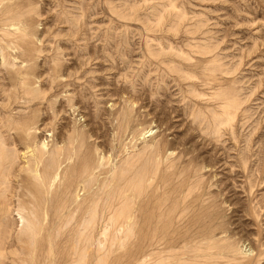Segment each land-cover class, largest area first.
<instances>
[{
	"label": "rangeland",
	"instance_id": "rangeland-1",
	"mask_svg": "<svg viewBox=\"0 0 264 264\" xmlns=\"http://www.w3.org/2000/svg\"><path fill=\"white\" fill-rule=\"evenodd\" d=\"M3 8L16 22L26 19L30 34L24 50L7 46L0 19V201L12 203L3 262L156 264L139 258L131 230L117 220L130 191L126 180L113 181L154 140L165 145L160 155L142 157L133 170L147 164L156 196L184 205L185 219L208 222L194 227L204 236L189 254L199 253V264H264V0H0ZM29 122L37 129L26 142L19 127ZM43 141L37 164L25 146L41 150ZM81 160L93 168L86 179L78 177ZM47 169L58 172H45L52 185L45 190L39 179ZM26 189L23 214L41 232L36 238L16 222ZM48 238L53 253L41 251ZM3 239L0 226V246ZM227 242L233 248L220 253ZM178 247L164 250L165 262Z\"/></svg>",
	"mask_w": 264,
	"mask_h": 264
},
{
	"label": "bare ground",
	"instance_id": "bare-ground-1",
	"mask_svg": "<svg viewBox=\"0 0 264 264\" xmlns=\"http://www.w3.org/2000/svg\"><path fill=\"white\" fill-rule=\"evenodd\" d=\"M12 6V5H11ZM16 8V7H15ZM17 10V9H16ZM15 10V11H16ZM14 13H16V12H14ZM25 17V16H24ZM20 18V17H19ZM0 19L1 20H4V22H5V25L7 26L6 28H4V32L6 33V35L7 36H9L10 38H9V40H7V41H5V44L7 45V46H11V47H14V45H20L23 49L22 50H24V44H20V42H22V43H24V40H25V38L28 36V35H30L29 34V31H28V23H26L27 21H24V20H26V19H24V20H19V21H14V19H13V17L12 16H10V11L9 10H6L5 8H3L2 9V11L0 12ZM9 27V28H8ZM31 28V27H30ZM30 33H33V32H30ZM32 35V34H31ZM28 41V40H27ZM4 44V45H5ZM14 44V45H13ZM9 48V47H8ZM26 50H28V49H26ZM26 52V51H25ZM28 52V51H27ZM26 52V53H27ZM23 51L22 52H20V53H16L17 55H15V57H22L21 55H23ZM15 54V53H14ZM25 54V53H24ZM26 55V54H25ZM2 59H5V56L4 55H2ZM29 74V73H28ZM25 79V78H24ZM26 80V79H25ZM25 82V81H24ZM26 84V83H25ZM227 89V88H226ZM224 91H225V89H224ZM223 91V92H224ZM27 93H28V91H27ZM224 93H227V92H224ZM221 94H223V93H221ZM227 94H229V93H227ZM221 96H224V97H226L225 95H221ZM223 97V98H224ZM228 98H230V97H228ZM227 98V99H228ZM233 98V96H231V99ZM219 100H221V98H219ZM223 100V99H222ZM230 100V99H229ZM225 101V100H224ZM7 102V101H6ZM217 102H218V100H217ZM223 102V101H222ZM246 102V101H245ZM224 103V102H223ZM217 104V103H216ZM241 105V104H240ZM219 107V106H218ZM241 107V106H240ZM236 109V108H235ZM238 109V108H237ZM221 111H223V110H221ZM245 112V111H244ZM236 114V113H235ZM236 117H237V115H236ZM119 120V119H118ZM211 120V119H210ZM120 122V121H119ZM132 123H134V122H132V119H131V116H130V113L129 114H125V116H124V121H123V124L124 125H126V129L127 128H129L130 126H131V124ZM222 123H224V122H222ZM226 124V123H225ZM230 126V125H229ZM122 127H124L123 125H122ZM133 127V126H132ZM131 127V128H132ZM19 128H21V133H22V135H21V139L22 140H24L25 138H26V142H28V138H30L33 134H35V131H36V129L34 128V126H33V123H31V122H29V123H25L22 127L20 126ZM35 129V131H33ZM235 130V129H234ZM68 131V130H67ZM74 132H76L75 130H74ZM150 132V131H149ZM78 134V133H77ZM232 134V133H231ZM79 135V134H78ZM77 135V137H79V139H80V137L82 136L81 134V136H78ZM146 135V134H145ZM222 136V135H221ZM220 136V137H221ZM232 136V135H231ZM237 136V135H236ZM83 137V136H82ZM81 137V138H82ZM155 137V136H154ZM207 138V137H206ZM261 138V137H260ZM75 139H76V137H75ZM153 139V138H152ZM62 140V139H61ZM248 140V139H247ZM75 142H78V143H80L79 142V140H74ZM82 141H83V139H82ZM33 142H35L34 140H33ZM32 142V143H33ZM46 142V141H45ZM60 142H62V141H60ZM74 142V143H75ZM164 142V141H163ZM162 142V143H163ZM247 142V141H246ZM65 143H67V142H65ZM64 144V143H63ZM146 144V146L143 148V150H142V153H140L139 155H137L136 157H135V160L134 161H131L125 168H122L120 171H119V173H116L117 174V177H115V179L113 180V181H115L114 183H117L118 181L119 182H121V180H126L127 182H128V184H127V191L129 190L130 191V193L129 194H127L126 193V191L124 190L123 192H122V195H124V197L126 196V200H128L129 202H130V204H128V205H130L129 206V208L126 210V212L124 213V214H121V215H118L117 216V220H120V218H121V222L123 223V224H125L128 228H129V230H131V232H132V234H128V238H131L132 237V240L134 239L137 243H138V245H139V254H140V256H139V258L141 257V258H143V257H148V256H154V258L156 257V261H157V263L156 264H199V262H198V260H197V256H198V254L197 255H190L189 254V250H190V248H192V247H190V244L192 243V242H194L195 240H197V239H199L200 238V236L202 237V236H204L203 235V231L206 229V227H207V225H208V222H206V221H204L203 223H202V219H201V217L202 216H199L198 214H197V216H193V217H191L190 219L189 218H187V219H185V217L187 216V214L186 213H188V211L187 210H189V209H186V208H183V206H181L182 208H180L179 207V205H175L174 203H172V204H167V201L166 200H168V196L167 195H165L166 193H164L163 195H161V196H156L155 195V191L153 190V188H151L152 186H151V180L153 179V175L155 174L154 172H149V170H148V167L146 166L147 164H145L144 165V167H143V171L141 172V173H138V174H135L136 173V170L134 171L133 169L134 168H136L135 166H136V164H137V162H139L141 159H142V157H145L146 156V158H149V157H152V158H156L157 156H159L160 155V153H161V151H162V149H163V147L165 146V145H163L162 146V144L160 143V142H155L154 140H152L150 143H145ZM168 144V143H167ZM79 145V144H78ZM83 145V144H82ZM217 145H219L218 143H217ZM75 147H77V145L75 144L74 145ZM74 146H72L73 148H74ZM137 146V145H136ZM139 146V145H138ZM215 146H216V144H215ZM26 147V150H30V153H31V155H32V157H34L35 158V163L37 162V164H39V162L41 161V157H42V155H41V151H43L42 150V147H45V143H44V141L42 142V145H41V150L37 147V145L36 144H28V145H26L25 146ZM179 147V146H178ZM218 147V146H217ZM65 148H67V147H65ZM214 148V147H213ZM75 149V148H74ZM77 149V148H76ZM218 149H220V148H218ZM62 150H64V149H62ZM82 150V149H81ZM74 151V150H73ZM165 151H166V149H165ZM244 151H245V149H244ZM28 151H26V153H27ZM72 152V151H71ZM70 152V153H71ZM79 152H80V150H79ZM89 152V151H88ZM21 153V152H20ZM52 153V152H51ZM55 153V152H54ZM64 153H65V151H64ZM74 153V152H73ZM79 154V153H78ZM85 154V153H84ZM239 154V153H238ZM54 155V154H53ZM87 155V154H86ZM90 155V154H89ZM242 155V154H241ZM240 155V156H241ZM69 156V155H68ZM71 156V155H70ZM80 156V155H79ZM78 156V157H79ZM237 156V155H236ZM49 157H50V155H49ZM60 157H62V156H60ZM64 157H66V156H64ZM63 157V158H64ZM81 157V156H80ZM85 157V156H84ZM89 157V156H88ZM87 157V158H88ZM239 157V156H238ZM245 157V156H244ZM253 157V156H252ZM70 158V157H69ZM72 158V157H71ZM86 158V157H85ZM85 158H84V160H85ZM240 158V157H239ZM82 159V158H81ZM236 159H238V158H236ZM244 159V158H243ZM242 159V160H243ZM53 160V162H54V165L56 166V167H59L60 166V164H61V160L59 161V159L57 160L56 158H55V156H54V158L52 159ZM64 160V159H63ZM66 160H69L68 159V157H67V159ZM88 160V162H89V160L90 159H87ZM86 160V161H87ZM77 161V160H76ZM90 162H91V160H90ZM89 162V163H90ZM162 162V161H161ZM239 162V161H238ZM89 163H87V162H85V161H82L81 160V164H80V168H79V170H80V172H79V174H78V177L79 178H81V177H85V176H88L89 174H92L91 173V169L93 170V168H91V166L89 165ZM251 163V162H250ZM76 164V163H75ZM141 164V163H140ZM140 164H139V166H140ZM249 164V163H248ZM256 164V163H255ZM62 165V164H61ZM194 165H196V163L195 164H193V166ZM243 165H244V163H243ZM93 166V165H92ZM175 166V165H174ZM192 166V167H193ZM197 166V165H196ZM245 166V165H244ZM94 167V166H93ZM170 167V166H169ZM186 167V166H185ZM13 168V167H12ZM138 168V167H137ZM136 168V169H137ZM174 168V167H173ZM189 168V167H188ZM188 168H187V172H188ZM195 168V167H194ZM193 168V169H194ZM206 168V167H205ZM55 169V168H54ZM66 169V168H65ZM181 169V168H180ZM112 170V169H111ZM166 170H167V168H166ZM183 170V169H182ZM57 171V170H56ZM56 171H51V170H49V169H47V170H44V175H42V173H41V175H40V182L41 183H44V185H43V187H44V189L46 190L47 188H48V186L50 185L49 183H47L46 182V180H45V172H46V174L48 173L49 174V176L50 177H54L53 175H54V172H56ZM126 171H128L129 172V174H124V172H126ZM163 171H164V168H163ZM257 171V170H256ZM39 172V171H38ZM58 172V171H57ZM78 172V171H77ZM168 172V171H167ZM179 171H177V173H178ZM182 172V171H181ZM180 172V173H181ZM199 172H200V170H199ZM198 172V173H199ZM14 173V172H13ZM163 173V172H162ZM179 173V174H180ZM190 173V172H189ZM193 173V172H192ZM12 174V173H11ZM40 174V173H39ZM197 174V173H196ZM200 174V173H199ZM199 174H197V175H199ZM15 175V174H14ZM74 175V174H73ZM158 175V174H157ZM126 176V177H125ZM177 176V175H176ZM175 176V177H176ZM182 176H183V174H182ZM215 176V175H214ZM213 176V177H214ZM257 176V175H256ZM55 177H58V174H56L55 175ZM69 177V176H68ZM125 177V178H124ZM158 177V176H157ZM191 177V176H190ZM194 177V176H193ZM87 178H89V177H87ZM169 178V177H168ZM167 178V179H168ZM197 178V177H196ZM195 178V179H196ZM256 178V177H255ZM55 179V178H54ZM85 179H86V177H85ZM182 179H183V177H182ZM194 179V180H195ZM76 180V182H77V180H78V178L77 179H75ZM193 180V181H194ZM198 180H200V179H198ZM256 180V179H255ZM254 180V181H255ZM50 181H55V180H51L50 179ZM176 181H177V179H176ZM192 181V182H193ZM168 182V181H167ZM170 182V181H169ZM175 182V181H174ZM173 182V183H174ZM178 182V181H177ZM200 182V181H199ZM119 184V183H118ZM124 184V183H123ZM160 184H161V182H160ZM180 184V183H179ZM192 184V183H191ZM200 184V183H199ZM13 185V184H12ZM117 185V184H116ZM120 185H121V183H120ZM120 185H118V187L120 186ZM159 185V184H158ZM164 185V184H163ZM162 185V186H163ZM173 185V184H172ZM14 186V185H13ZM50 186H52V185H50ZM166 186V185H165ZM187 186V185H186ZM191 186V185H190ZM189 186V187H190ZM16 187V186H15ZM113 187H115V184H114V186ZM172 187V186H171ZM181 187V186H180ZM256 187V186H255ZM14 188V187H13ZM157 188H159V186L157 187ZM177 188V187H176ZM12 189V188H11ZM161 189V188H160ZM169 189V188H168ZM178 189V188H177ZM26 190H28V189H26ZM32 190V189H31ZM115 190V189H114ZM113 190V191H114ZM117 190V189H116ZM171 190V189H170ZM176 190V189H175ZM174 190V191H175ZM197 190V189H196ZM112 191V192H113ZM161 191V190H160ZM159 191V192H160ZM177 191V190H176ZM184 191V190H183ZM16 192V191H15ZM29 190H28V192L26 193V191H25V193L24 192H21L19 195H18V208H17V211H18V218H17V220H16V222H17V224H20V229H26V230H28L29 232H30V234L32 235V237H34L35 235H40V231H35L36 229H34V227H32L31 226V223L28 221V220H30L28 217H26L27 215H24L23 214V212H25L24 210L27 208V206H26V204H28V200H29V198L31 197V196H28V194H29ZM40 192V191H39ZM43 191H41L40 193H42ZM74 192V191H73ZM111 192V191H110ZM12 193H14V191L12 192ZM18 193V192H17ZM33 193V192H32ZM31 193V194H32ZM47 193V192H46ZM60 193V192H59ZM67 193V192H66ZM167 193H168V191H167ZM175 193V192H174ZM173 192H172V194H174ZM178 193V192H177ZM184 193V192H183ZM195 193V192H194ZM70 194H71V191H70ZM160 194H161V192H160ZM9 196L10 195H12V194H8ZM35 194H32V196H34ZM45 195V194H44ZM47 195V194H46ZM68 195V194H67ZM67 195L65 196V197H67ZM72 195V194H71ZM116 195V194H115ZM194 195V194H193ZM17 196V195H16ZM42 196V195H41ZM57 196V195H56ZM55 196V197H56ZM59 196V195H58ZM113 196V195H112ZM174 196V195H173ZM172 196V197H173ZM44 197V196H43ZM69 197V196H68ZM70 197H72V196H70ZM111 197V196H110ZM171 197V198H172ZM175 197V196H174ZM173 197V198H174ZM180 197V196H179ZM178 196H176V199L177 198H179ZM191 197V196H190ZM189 197V198H190ZM197 198H198V196H196ZM208 197V196H207ZM211 197V196H210ZM41 198V197H40ZM39 198V199H40ZM53 198V197H52ZM58 198H60V197H57V199ZM183 198V197H182ZM36 199V198H35ZM46 199H48V198H46ZM51 199V198H50ZM62 199V198H61ZM64 199V198H63ZM62 199V200H63ZM169 199H170V197H169ZM209 199H213V198H209ZM11 200V199H10ZM15 200V199H14ZM43 200H45L44 198L41 200L42 202H43ZM55 201L54 202H57L56 201V198L54 199ZM201 200H202V198H201ZM204 200V199H203ZM208 200V199H207ZM206 200V201H207ZM37 201V200H36ZM52 201V200H51ZM69 201V200H68ZM71 201V200H70ZM119 201V200H118ZM153 201H154V203H153ZM169 201V200H168ZM178 201V200H177ZM176 201V202H177ZM188 201V200H187ZM11 202V201H10ZM13 202V201H12ZM39 202H40V200H39ZM47 202H48V200H47ZM60 202H64V200L63 201H60ZM67 202V201H66ZM181 202V201H180ZM202 202V201H201ZM208 202H210L209 200H208ZM70 203V202H69ZM153 203V204H152ZM184 203H186V201L184 202ZM215 203V202H214ZM213 203V204H214ZM2 201H0V212L2 211V213H1V215H0V226H3L4 227V239L2 240V243H1V246H0V264H6L5 262H3V258L1 259V257H3L4 256V253L2 252L3 250H5L4 249V247H3V245L5 244V240L7 239V235L9 234V230H10V224H4L3 223V221H4V219H6L5 217H6V215L7 214H10V210H11V206L10 205H12V203H8V205L7 206H5V207H3L2 205ZM15 204V203H14ZM38 204V203H37ZM42 204H44V203H42ZM41 204V205H42ZM59 204V203H58ZM61 204V206L64 204H62V203H60ZM66 204V203H65ZM64 204V205H65ZM112 204V203H111ZM180 204V203H179ZM189 204V203H188ZM201 204V203H200ZM209 204V203H208ZM217 204V203H216ZM49 205V204H48ZM63 205V206H64ZM81 205V203H79V206ZM114 205V204H113ZM112 205V206H113ZM199 205V204H198ZM16 206V205H15ZM51 206V205H50ZM53 206H54V208H55V205L53 204ZM58 206H60V205H58ZM60 206V207H61ZM187 206H190V205H187ZM218 206V205H217ZM209 207H211V205L209 206ZM215 207V206H214ZM57 208V207H56ZM59 208V207H58ZM88 208V207H87ZM188 208V207H187ZM200 208H202V207H200ZM200 208H198V210L200 209ZM217 208V207H216ZM63 209H64V207H63ZM218 209V208H217ZM28 210V209H27ZM60 210H61V208H60ZM65 210V209H64ZM91 210V209H90ZM205 210V209H204ZM203 210V211H204ZM208 210V209H207ZM207 210H205V211H207ZM196 211V210H195ZM213 211V210H212ZM217 211V210H216ZM27 212V211H26ZM64 212V211H63ZM63 212H61V214L63 213ZM191 212V211H190ZM189 212V213H190ZM198 212V211H197ZM210 212V211H209ZM208 212V213H209ZM219 211H217V213H218ZM220 212H222V211H220ZM219 212V213H220ZM86 213V212H85ZM214 213V212H213ZM223 213V212H222ZM60 214V213H59ZM60 214V215H61ZM65 214V213H64ZM63 214V215H64ZM200 214V213H199ZM202 214H203V212H202ZM210 214V213H209ZM221 214V213H220ZM54 215H56V213L54 214L53 213V216ZM219 215V214H218ZM56 216H58V214L56 215ZM62 216V215H61ZM206 216V215H205ZM209 215H207V217H208ZM215 216V215H214ZM222 216H225V215H223L222 214ZM70 217V216H69ZM27 218H28V220H27ZM66 218V217H65ZM212 218H213V216H212ZM216 218V217H215ZM218 218H220V217H218ZM222 218V217H221ZM226 218V217H225ZM214 219V218H213ZM223 219V218H222ZM11 220V219H10ZM53 220V219H52ZM185 220V224L183 225V226H179L178 225V223H180L181 221H184ZM212 220V219H211ZM210 220V221H211ZM12 221V220H11ZM207 221H209V220H207ZM221 221H223V220H221ZM28 222V223H27ZM214 222V221H213ZM225 223L227 222V221H224ZM29 223H30V225H29ZM53 223V222H52ZM118 223H120V222H118ZM214 223H217V221L215 220V222ZM213 223V224H214ZM220 223V222H219ZM223 223V222H222ZM42 224V223H41ZM91 224V223H90ZM197 224H199L200 226H202L203 228H205L204 230H202L201 228H200V226H198V228H194ZM209 224H211V223H209ZM218 224V223H217ZM217 224H215V225H217ZM227 224V223H226ZM215 225H213V226H215ZM220 225H222L221 223H220ZM17 226V225H16ZM91 226H93V225H91ZM209 226H211V225H209ZM218 226H219V224H218ZM217 226V227H218ZM227 226V225H226ZM219 227H221V226H219ZM223 227V226H222ZM90 228V227H89ZM212 228V227H211ZM216 228V227H215ZM43 229V226L42 227H40V230H42ZM209 229V228H208ZM223 229H225L226 230V228H223ZM222 229V230H223ZM210 230V229H209ZM216 230V229H215ZM218 230H220V229H218ZM46 231H48V230H46ZM201 231V232H200ZM213 231V230H212ZM211 230H210V233L212 232ZM221 231V230H220ZM199 232L201 233L200 235H199ZM207 232V231H206ZM216 232H217V230H216ZM222 232V231H221ZM226 232H227V230H226ZM229 232V231H228ZM209 233V232H208ZM207 235V234H206ZM215 235V234H214ZM229 235L230 236H232L230 233H229ZM43 236V235H42ZM47 236H48V233H47ZM46 236V237H47ZM209 236V235H208ZM208 236H206V237H208ZM212 236V235H211ZM218 236V235H217ZM216 236V237H217ZM222 236H223V234H222ZM229 236V237H230ZM29 237V236H28ZM28 237L26 236V237H21L20 235H17V239H22V240H24V241H26L27 239H28ZM44 237V236H43ZM51 237V236H50ZM221 236L219 235V238H220ZM35 238H36V236H35ZM232 238V237H231ZM51 239H52V237H51ZM236 239V238H235ZM127 240V239H126ZM217 240V239H216ZM220 240V239H219ZM46 241V240H45ZM49 243H48V247L45 249L44 247H42V250L41 251H43V252H48V253H51L52 252V242L50 243V241H49V238H48V240H47ZM52 241V240H51ZM218 241V240H217ZM234 241V240H233ZM14 242V241H13ZM12 242V245H14V243ZM42 242V241H41ZM196 242V241H195ZM239 242V241H238ZM180 244H182V245H184V247H178ZM196 244V243H195ZM8 245V244H7ZM218 245V244H217ZM233 245H234V242L233 243H228L227 242V244H224V245H222V247H221V249H220V253H222V252H224L225 250L226 251H230V249H232L233 248ZM11 246V245H10ZM16 246V245H15ZM173 247H178V248H180L181 250L179 251V252H177L176 254H171V255H167V256H171V259H169V261H167V262H165L164 261V255L162 254V253H164L165 251L164 250H167V248H173ZM219 247V246H218ZM12 248V247H11ZM18 248V247H17ZM240 248V247H239ZM250 248V247H249ZM184 249H185V251H184ZM241 249V248H240ZM21 250V249H20ZM156 250V251H155ZM243 251H244V248L242 249ZM241 250V251H242ZM250 250H253V248L252 249H250ZM169 251V250H168ZM170 251H171V249H170ZM245 251H247V250H245ZM244 251V252H245ZM255 251V250H254ZM173 252H174V249H173ZM196 252V251H195ZM212 252V251H211ZM244 252H242V253H244ZM248 252H250V251H248ZM29 253V252H28ZM53 253V252H52ZM167 253V252H166ZM169 253V252H168ZM201 253V252H200ZM219 253V252H218ZM194 254H196V253H194ZM235 254V253H234ZM258 254V253H257ZM201 255H203V254H201ZM246 255H247V253H246ZM245 254H244V256L243 257H245L246 256ZM254 255V254H253ZM252 255V256H253ZM204 256V255H203ZM239 256V255H238ZM255 256V255H254ZM242 257V258H243ZM247 257H248V255H247ZM257 257V256H256ZM256 257H255V260H256ZM9 258V257H8ZM12 258V257H11ZM234 258H236V257H234ZM252 258V257H251ZM254 258V257H253ZM143 259H147V258H143ZM232 259V258H231ZM23 259L22 258H20V259H17V260H14V259H12V262H15V263H17V264H19L18 262L19 261H22ZM215 260V259H214ZM244 260V259H243ZM246 260H247V258H246ZM251 260V259H250ZM145 261V260H144ZM144 261H143V263H144ZM149 261H151V260H149ZM153 261H154V259H153ZM209 261V260H208ZM213 261V260H212ZM216 261H217V259H216ZM215 261V262H216ZM231 263V262H230ZM241 263V262H240ZM239 263V264H240ZM251 263V262H250ZM142 264V263H141Z\"/></svg>",
	"mask_w": 264,
	"mask_h": 264
}]
</instances>
